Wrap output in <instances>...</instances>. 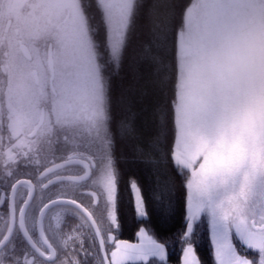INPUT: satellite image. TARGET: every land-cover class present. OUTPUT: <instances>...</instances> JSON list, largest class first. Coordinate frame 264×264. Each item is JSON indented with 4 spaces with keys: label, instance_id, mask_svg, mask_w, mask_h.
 Instances as JSON below:
<instances>
[{
    "label": "snow or ice",
    "instance_id": "obj_1",
    "mask_svg": "<svg viewBox=\"0 0 264 264\" xmlns=\"http://www.w3.org/2000/svg\"><path fill=\"white\" fill-rule=\"evenodd\" d=\"M121 144L170 170L165 215L179 181L180 264L204 219L214 264H264V0H0V264H167L119 236Z\"/></svg>",
    "mask_w": 264,
    "mask_h": 264
},
{
    "label": "trees",
    "instance_id": "obj_2",
    "mask_svg": "<svg viewBox=\"0 0 264 264\" xmlns=\"http://www.w3.org/2000/svg\"><path fill=\"white\" fill-rule=\"evenodd\" d=\"M147 3H160L161 5H182L187 0H146ZM179 11V8L176 9ZM161 13L168 11V9L161 7L159 9ZM147 21L141 18L137 23L136 31L132 34L131 44L129 47V54L132 53L135 46L141 39L146 38V25ZM121 85V76L113 74L112 76V88L114 94H118ZM124 145L117 146V152L119 154L118 166L121 173L124 176V180L121 181L119 186V195L123 202V210L125 212L126 219L130 217L129 211L132 205L130 191L127 185V178L130 175H137L140 178L144 195L147 201L148 219L141 220V226H147L151 231L156 232L166 243L169 249L170 244L178 243L180 248L183 247L180 238H177V231L182 232L184 228V216H183V193L179 189V181H176L175 191L172 193L174 200V207L172 211L165 215L161 209L159 203L155 197L160 196L164 201H167L169 193L167 190V184L173 180L170 170L165 166L164 161H159L153 164H146L137 160H134L130 155H124L126 153ZM174 238L176 240H174ZM173 240V241H172ZM191 240L196 248V251L201 253L202 256H212L210 237L207 229L206 219L197 222L194 233Z\"/></svg>",
    "mask_w": 264,
    "mask_h": 264
},
{
    "label": "flooded vegetation",
    "instance_id": "obj_3",
    "mask_svg": "<svg viewBox=\"0 0 264 264\" xmlns=\"http://www.w3.org/2000/svg\"><path fill=\"white\" fill-rule=\"evenodd\" d=\"M120 194V193H119ZM131 210L129 211L130 217L126 219L125 212L123 210V202L121 200V195H119L118 201V214L121 221L122 228L120 230L119 236L122 239H127L129 241L135 240V233L139 227H141L140 221L135 213L134 206L130 204ZM182 248H180V244H170L168 249V260L167 264H180ZM198 256L203 261V264H214L213 256L205 257L202 256L201 253L197 252Z\"/></svg>",
    "mask_w": 264,
    "mask_h": 264
},
{
    "label": "rangeland",
    "instance_id": "obj_4",
    "mask_svg": "<svg viewBox=\"0 0 264 264\" xmlns=\"http://www.w3.org/2000/svg\"><path fill=\"white\" fill-rule=\"evenodd\" d=\"M130 197H131V201H132L131 192H130ZM132 206H133V202H132ZM181 235H182V232H180V231H177V238H180V237H181ZM174 240H176V239L174 238ZM172 241H173V240H172Z\"/></svg>",
    "mask_w": 264,
    "mask_h": 264
},
{
    "label": "water",
    "instance_id": "obj_5",
    "mask_svg": "<svg viewBox=\"0 0 264 264\" xmlns=\"http://www.w3.org/2000/svg\"><path fill=\"white\" fill-rule=\"evenodd\" d=\"M132 196V195H131Z\"/></svg>",
    "mask_w": 264,
    "mask_h": 264
}]
</instances>
